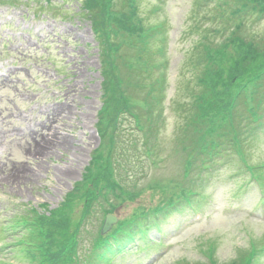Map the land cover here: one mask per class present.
Returning a JSON list of instances; mask_svg holds the SVG:
<instances>
[{
    "label": "rangeland",
    "instance_id": "1",
    "mask_svg": "<svg viewBox=\"0 0 264 264\" xmlns=\"http://www.w3.org/2000/svg\"><path fill=\"white\" fill-rule=\"evenodd\" d=\"M46 1L0 0V71L7 72V61L16 65V82L0 80V226L5 220L6 228L11 220L15 223L8 233L11 244L1 256L4 264L31 260L24 248L14 250L17 237L52 242L55 237L45 226L62 216L55 213L59 204L71 206L62 231L67 264H91L92 257L101 264L99 229L109 204L118 219L109 239L119 227L125 232L119 237L129 243L137 220L154 213L159 220L149 239L141 241L145 249L121 256L114 252V264H211L209 256L218 264H264V192L250 179L252 168L264 163V118L259 114V107L264 108V8L251 9L264 0L134 2L146 25L136 41L149 47L142 60L127 51L137 59L138 83L147 88L163 74L169 83L162 117L161 112L145 114L143 87L127 94L138 117H144L142 132L131 129L127 114L117 110L126 104L116 91L107 95L109 111L98 114L102 69L112 65L107 47L101 50L93 32L107 20L105 0L88 2V16L81 12V0ZM242 3L250 5L243 11L248 16L235 12L243 10ZM119 7L127 14L129 0H119L117 14ZM153 27L161 28L160 36L146 41L144 33ZM196 47L203 59L195 58ZM206 70L219 74L204 77ZM203 77L209 85L200 82ZM218 87L221 96L218 90L214 96L212 89ZM199 104H204L202 112L214 109L217 114L201 115L199 122ZM116 116L123 119L118 123L120 142L111 129ZM219 127L242 133L246 141L232 143L218 156L221 164L207 178L201 203L195 195L202 189L199 173L188 167L201 156L204 141L198 137L215 135ZM144 135L150 137L146 149L156 163L141 164L135 174L132 167L124 173L116 163L115 177L107 164L111 147L128 139L143 144ZM128 150V163L134 166L136 150ZM183 200L190 205L184 207ZM169 203L177 210L167 215L163 209ZM30 209L35 217L46 212L48 221L36 222L37 228L25 226ZM2 238L0 233L5 243Z\"/></svg>",
    "mask_w": 264,
    "mask_h": 264
},
{
    "label": "trees",
    "instance_id": "2",
    "mask_svg": "<svg viewBox=\"0 0 264 264\" xmlns=\"http://www.w3.org/2000/svg\"><path fill=\"white\" fill-rule=\"evenodd\" d=\"M95 1H98V0H82V9H81V12L85 13L86 16H88V2L89 3H92L94 4ZM119 1V0H105V4L103 5V7L106 5L107 2L109 3H112L113 5H116V2ZM127 6V3L126 5ZM264 6V1H261L259 2L256 6L252 7L253 9L255 10H259L260 7H263ZM120 13L116 14V17L115 18H112V15H113V12L111 14V20H113V27H114V36H113V40H109V38H107V29H106V26L109 24V21H105V25H101L100 27H98L97 29V37L98 39L101 40V42H108L109 43V48H110V51L109 52V56H113L115 57V64H114V68L118 69V71H120V75H124L125 77L129 76L128 75V70H129V67L131 64L130 62H134L137 61L136 58H133L131 57L130 54H128L127 52V47L124 45V44H121L119 42H116V38L121 36V32H120V28L123 24H126L127 21L125 20V12H122V8H120ZM128 13L130 15V19L131 20H134V24L132 26L133 29H135L137 27L138 30H141V29H144L146 28V25L144 23V20L142 18V16L140 15V12L137 11L136 9L135 10H128ZM119 18V19H118ZM118 19V20H117ZM100 23H102V20L100 18L97 19ZM97 23V22H96ZM108 23V24H106ZM116 30V31H115ZM137 32V31H136ZM155 35L158 34V31H155L154 30ZM231 40V39H230ZM135 45H133V56H143V58H139L140 60L144 59V57L147 55L148 53V50L145 51L143 47H141L140 45H136V42L134 41L133 42ZM243 43V42H242ZM117 46V47H116ZM146 49V48H145ZM199 56V55H197ZM224 54H221V57H222V60L224 58ZM124 58V59H123ZM207 59H209V56L206 57ZM199 59H203L201 56H199ZM145 61L151 65L150 61L146 60ZM134 67V66H133ZM135 71H138L136 66L135 68ZM225 69V68H224ZM134 71L133 73V76H132V79L130 80V83H134V84H137L138 85V89H140V87L142 88L143 85H140L138 83V81L140 79H142L140 76H138L136 74V72ZM226 71V70H225ZM211 74H216L218 75L219 72L218 71H209L206 70L204 72V77L205 75L209 76ZM165 74L163 75H160L157 77V79L154 81V83L152 85H149L147 88H144L145 90V93L147 96H149L151 99H155L156 97H161L162 94L166 91L165 89V86L167 87V77ZM231 78L233 79L232 75H231ZM110 81V85H111V88L113 89H117V85L119 86H124L126 91H128L127 87L125 86V84H120L117 80H114L113 78L112 79H109L108 82ZM203 84H205V86L209 85L210 81H207V80H203L201 81ZM121 88L119 87V90ZM106 93L108 94H111L110 92V88H107L106 89ZM204 104H199L198 106L199 107H202ZM209 113H206L205 115H207ZM64 224L61 222L59 225H54V223L51 224V226L49 227L50 230H53L56 232V233H62V230L64 229Z\"/></svg>",
    "mask_w": 264,
    "mask_h": 264
},
{
    "label": "water",
    "instance_id": "3",
    "mask_svg": "<svg viewBox=\"0 0 264 264\" xmlns=\"http://www.w3.org/2000/svg\"><path fill=\"white\" fill-rule=\"evenodd\" d=\"M110 223H111V220L108 219V220L106 221V225H105V226L109 225Z\"/></svg>",
    "mask_w": 264,
    "mask_h": 264
}]
</instances>
